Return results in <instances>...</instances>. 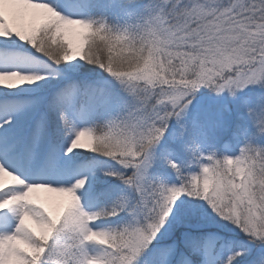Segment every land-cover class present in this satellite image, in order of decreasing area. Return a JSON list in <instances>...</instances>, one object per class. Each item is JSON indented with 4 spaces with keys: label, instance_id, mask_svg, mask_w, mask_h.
I'll list each match as a JSON object with an SVG mask.
<instances>
[{
    "label": "snow or ice",
    "instance_id": "1",
    "mask_svg": "<svg viewBox=\"0 0 264 264\" xmlns=\"http://www.w3.org/2000/svg\"><path fill=\"white\" fill-rule=\"evenodd\" d=\"M0 264H264V0H0Z\"/></svg>",
    "mask_w": 264,
    "mask_h": 264
}]
</instances>
